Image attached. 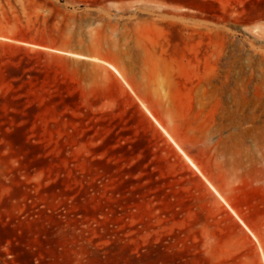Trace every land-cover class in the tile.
I'll use <instances>...</instances> for the list:
<instances>
[{
	"label": "rangeland",
	"instance_id": "1",
	"mask_svg": "<svg viewBox=\"0 0 264 264\" xmlns=\"http://www.w3.org/2000/svg\"><path fill=\"white\" fill-rule=\"evenodd\" d=\"M15 2L0 264H264V0Z\"/></svg>",
	"mask_w": 264,
	"mask_h": 264
},
{
	"label": "trees",
	"instance_id": "2",
	"mask_svg": "<svg viewBox=\"0 0 264 264\" xmlns=\"http://www.w3.org/2000/svg\"><path fill=\"white\" fill-rule=\"evenodd\" d=\"M52 24L53 17L44 20L40 15H32L28 6L23 10L15 0H0V34L44 44L60 34Z\"/></svg>",
	"mask_w": 264,
	"mask_h": 264
}]
</instances>
